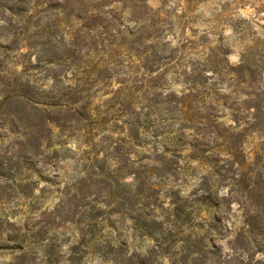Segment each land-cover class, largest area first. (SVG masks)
Here are the masks:
<instances>
[{
  "label": "rangeland",
  "instance_id": "374dc122",
  "mask_svg": "<svg viewBox=\"0 0 264 264\" xmlns=\"http://www.w3.org/2000/svg\"><path fill=\"white\" fill-rule=\"evenodd\" d=\"M149 5L168 13L164 15L169 20L189 6L181 25L184 33L196 38L210 32L212 46L229 50L226 65L208 69L214 105L193 115L204 124L186 129L177 147L166 145L169 153L176 151L179 157L178 174L170 178L149 175L147 181L157 189H148L145 199L136 195L134 188L124 184L132 182V168L153 164L144 157V147L129 146L137 154L121 155L120 185L115 195L105 197L96 175L117 165L113 158H106V152L125 132L98 130L93 147L98 156V167L92 170L95 177L90 186L76 192L72 185L90 167L84 157L90 148L83 143L82 132L64 138V148L57 141L53 148L58 154L50 163L35 164L41 178L32 175L18 187L26 190L25 195L15 192L12 181L0 178V218L9 215L17 223H0V264H179L182 260L189 264H264V108L256 109L264 106V96L250 99L244 95L251 88H264V62L252 64L256 76L244 79L245 46L252 45L250 40L257 34L264 35V9H259L264 0H150ZM55 12L51 9L41 19L45 22ZM35 32L32 28L29 42L37 40ZM169 33L177 36L176 31ZM12 37L0 30V59L14 72H21L25 62L36 58L13 53L5 58ZM169 38L175 41L172 35ZM17 47L33 55L46 49V62L53 56L65 60L70 54L66 46L33 45L30 50L21 42ZM190 58L197 60L194 55ZM65 69L71 73V68ZM51 72L32 74L49 88ZM172 84L182 90L181 83ZM109 98L100 92L93 106L104 108ZM148 142L146 149L153 145ZM129 158L136 163L131 164ZM140 216L148 221L147 226L137 221ZM18 233L26 236L23 248L18 247ZM157 242L161 247L155 249ZM109 243L114 251L106 254ZM148 252L152 257L141 262Z\"/></svg>",
  "mask_w": 264,
  "mask_h": 264
},
{
  "label": "trees",
  "instance_id": "16d2710c",
  "mask_svg": "<svg viewBox=\"0 0 264 264\" xmlns=\"http://www.w3.org/2000/svg\"><path fill=\"white\" fill-rule=\"evenodd\" d=\"M149 2L0 0V30L8 31L14 37L5 47L7 56H3L8 58L13 53L28 57L31 54L36 58L25 62L21 72H14L10 64L0 59V178L12 181L11 186L17 194L25 195L26 190L18 187L29 182L32 175L41 178L35 164L50 163L58 154L53 148L58 145L57 141H60L59 147L64 148L63 139L78 132H82L81 139L90 148L84 153L90 167L72 185L76 192L90 186L88 183L95 177L92 170L98 167L95 164L98 156L93 147L98 130L125 132L106 152V158H113L117 165L96 175L103 183L105 197L115 195L120 185L121 155L137 154L132 152L135 147H144V157L153 164L132 168L133 180L124 184L134 188L136 195L145 199L148 189H157L155 184L147 181V176L170 178L178 174L179 157L176 151L169 153L166 145L170 143L177 147L186 129L204 124L193 115L204 109L209 111L214 105L215 93L208 69L226 65L229 50L212 46L208 40L210 32L196 38L184 33L181 25L188 17L185 10L189 6L184 7L181 15L175 12L174 19L169 20L164 15L168 13L152 8ZM51 9L57 12L46 16L43 22L42 15ZM168 27L176 31L177 36L169 33ZM32 28L36 29L35 42H29ZM169 35L175 41H171ZM250 41L253 44L244 49V79L256 76L252 64L264 62V35L257 34ZM21 42L30 46V50L33 45L66 46L65 50L70 54L65 60L53 56L46 62L43 58L46 49L34 55L24 53L17 47ZM192 55L197 60L190 58ZM43 64L45 66H41ZM65 67L71 68V73ZM44 70L52 71L49 76L53 82L49 88L40 85V78L32 74L42 75ZM171 81L175 85L181 83L182 90H175ZM152 87L157 89L150 91ZM251 89L244 91L245 97L264 96V88ZM100 92L111 95L104 101L106 110L93 106V99ZM257 108L260 110L264 106ZM148 141L153 145L146 149ZM129 162L136 163L130 158ZM10 176L14 180H10ZM172 201V205L177 203L174 198ZM137 221L147 226L145 218L140 216ZM152 222L158 223L156 219ZM0 223L17 226L9 215L0 218ZM24 237L20 233L16 236L20 239L19 248H23ZM106 247H110V252L104 253H113L114 247L110 243ZM158 247L161 244L157 242L155 249ZM151 254L143 255L141 262L148 256L151 258ZM179 264L189 263L182 260Z\"/></svg>",
  "mask_w": 264,
  "mask_h": 264
}]
</instances>
